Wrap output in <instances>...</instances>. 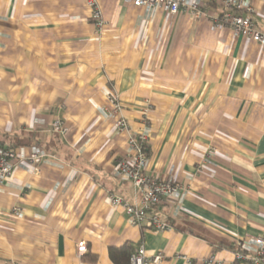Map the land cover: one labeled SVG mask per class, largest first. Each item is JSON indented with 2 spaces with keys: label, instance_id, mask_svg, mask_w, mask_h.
<instances>
[{
  "label": "crops",
  "instance_id": "crops-1",
  "mask_svg": "<svg viewBox=\"0 0 264 264\" xmlns=\"http://www.w3.org/2000/svg\"><path fill=\"white\" fill-rule=\"evenodd\" d=\"M185 1L170 14L96 0L99 29L83 0H0V141L17 145L0 264H115L125 244L162 254L148 264H251L233 251L264 232V46L221 23L220 0ZM244 6L264 33V0ZM140 134L147 172L183 188L150 209L163 231L109 199L138 200L116 166Z\"/></svg>",
  "mask_w": 264,
  "mask_h": 264
},
{
  "label": "built area",
  "instance_id": "built-area-1",
  "mask_svg": "<svg viewBox=\"0 0 264 264\" xmlns=\"http://www.w3.org/2000/svg\"><path fill=\"white\" fill-rule=\"evenodd\" d=\"M90 9L91 18L100 29L103 27L101 12L97 7L96 0H83ZM134 6L158 8L170 14H176L187 6L185 0H130ZM222 5L221 23L227 24L235 35L248 36L254 42L264 46V33L256 28L251 19V8H246L245 14L234 11L236 8H244L247 0H220ZM204 11L195 9V15L199 18ZM112 112L117 114L121 110L118 101L110 97ZM115 126L118 130H127V123L122 117H118ZM51 129L55 132H65L66 126L61 119H55L51 123ZM128 149L117 162V174L123 179L129 180L134 188L137 202H131L122 197L111 194L110 202L114 205L123 206L129 222L132 225H145L155 231H163L170 226L168 223L150 212L154 206L160 205L170 198L183 192L182 186L171 180L161 179L147 172L148 155L144 135L128 136ZM34 153L32 159H37ZM17 158L15 149L0 148V186L8 179L14 169ZM84 241L77 243V252L85 251ZM234 263L264 264V232L254 237H242L235 241L233 251ZM162 258L160 252L149 256L143 245H139L129 256L127 264H148L157 262Z\"/></svg>",
  "mask_w": 264,
  "mask_h": 264
},
{
  "label": "trees",
  "instance_id": "trees-1",
  "mask_svg": "<svg viewBox=\"0 0 264 264\" xmlns=\"http://www.w3.org/2000/svg\"><path fill=\"white\" fill-rule=\"evenodd\" d=\"M17 147V145L12 144H8V145H4L1 141H0V148H4V149H15ZM147 151V148H146ZM135 249L133 248L132 245L130 244H125L121 247H110L109 248V257L110 259L115 263V264H125L128 262L129 260V256L130 254L134 251Z\"/></svg>",
  "mask_w": 264,
  "mask_h": 264
}]
</instances>
